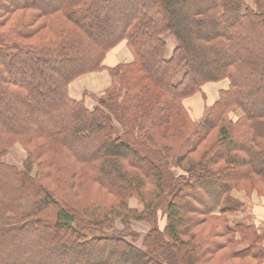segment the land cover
<instances>
[{"label":"trees","instance_id":"obj_1","mask_svg":"<svg viewBox=\"0 0 264 264\" xmlns=\"http://www.w3.org/2000/svg\"><path fill=\"white\" fill-rule=\"evenodd\" d=\"M97 2L0 0V264H262L264 229L221 200L264 196V0H104L95 28ZM103 69L94 107L70 97ZM222 80L194 124L182 101Z\"/></svg>","mask_w":264,"mask_h":264},{"label":"rangeland","instance_id":"obj_2","mask_svg":"<svg viewBox=\"0 0 264 264\" xmlns=\"http://www.w3.org/2000/svg\"><path fill=\"white\" fill-rule=\"evenodd\" d=\"M98 4L96 5V11L98 13V19H95L94 26L95 28H98L99 26H106L107 24V16L108 12L104 11V8H107L104 0H98ZM246 4H249L250 6H253L252 0H244ZM102 5V7H101ZM163 40L166 43V58H170L172 55V51L175 47V40L172 36L169 34H165L163 36ZM107 68V67H106ZM184 68H181L178 73V77L174 81V83H177L179 79L181 78L183 74ZM103 72L104 77L108 79L107 83L102 87H95L90 85V81L97 79V77H100V73ZM62 73V72H61ZM87 80V82H85ZM227 80H222L216 83H208L202 88L203 94H195L192 97L186 98L182 101V104L185 101L186 104V111L188 112L189 116L191 117L194 124H198L203 117L206 114L207 107H209L211 104H213L217 98L218 93L220 89H223L227 85ZM86 83L89 84V88H86ZM112 78L110 76V73L108 70H101V71H93L88 72L85 74L80 75L75 80H73L69 86H68V93L72 99L75 100H84L86 107L88 109H91L96 105L95 99L100 98L106 91V89L111 85ZM184 105V104H183ZM25 149L20 145L19 143H16L12 145V147L2 156V161L7 164L14 166L15 168L19 170H23V161L25 159ZM174 172L179 175L181 173L180 170L174 169ZM35 167H32L31 169V175L34 176L36 174ZM231 192V191H230ZM229 192V193H230ZM225 194L222 197L221 200V208L228 209L230 211V214L227 216H231L235 211L233 217L230 219L231 221L238 220L237 218L242 216V213L246 212L248 214L254 215L255 212L258 210L259 218L264 216V196L260 194L256 189H252L250 193L245 192L244 190H232V194ZM257 202V203H256ZM222 204L225 206L230 207H222ZM129 206L132 208H136L137 210H141L142 206L137 202L136 199L131 198L129 200ZM256 206L258 209H256ZM160 214V213H159ZM118 229H121V226L119 223L116 224ZM163 225V224H162ZM132 229L139 233L143 234L147 231L148 225L146 223L142 222H132ZM129 240V239H127ZM33 241V239H32ZM136 244V243H135ZM138 245V243H137ZM240 248V247H238ZM107 251L112 253L114 250L112 248H106ZM19 253L25 254L23 251ZM22 255V256H23ZM28 257H30L28 255ZM106 258V255H105ZM14 261V260H12Z\"/></svg>","mask_w":264,"mask_h":264},{"label":"crops","instance_id":"obj_3","mask_svg":"<svg viewBox=\"0 0 264 264\" xmlns=\"http://www.w3.org/2000/svg\"><path fill=\"white\" fill-rule=\"evenodd\" d=\"M130 61H131V56H130L129 52L124 47V45H120V47H118L114 51V53L112 55H110L108 59H106L104 61V63L107 66H112V65L117 64V63L127 64ZM100 75L101 76L97 77V79H95V81H93V80L90 81V85L91 86H95V87L99 88V87L104 86L107 83L108 79L106 77H104L103 72H101ZM85 82H87V80ZM227 84H228V82H227ZM85 85H86V88L88 89L89 88V84L86 83ZM226 87H227V85H226ZM226 87L223 88V89H226ZM183 104H184L185 108L187 109L185 101H184ZM222 207H230V206H225L224 204H222ZM256 209H258L257 206H256ZM234 213L231 216L228 217V223H229L230 227H234L235 225H241V226H244V227L252 226V227H255V228L259 229V230L264 229V216L259 218L258 216H259L260 212L258 210L255 212L256 214L251 215V216H250L251 213L248 214V213L244 212V213H242L241 217L237 218L238 220L231 221L230 219L233 217ZM239 249H242V248H239ZM262 264H264V259L262 261Z\"/></svg>","mask_w":264,"mask_h":264}]
</instances>
